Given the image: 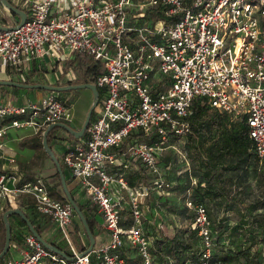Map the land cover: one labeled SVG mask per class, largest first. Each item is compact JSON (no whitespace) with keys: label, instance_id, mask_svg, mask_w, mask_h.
<instances>
[{"label":"built area","instance_id":"2783aa9c","mask_svg":"<svg viewBox=\"0 0 264 264\" xmlns=\"http://www.w3.org/2000/svg\"><path fill=\"white\" fill-rule=\"evenodd\" d=\"M8 1L24 11L27 20L16 27L20 17L0 1L2 68L10 65L24 77L41 61L61 63L75 52H85L105 69L95 84L105 97L87 134L63 163L80 191L98 207L96 217L110 242L80 252L69 236L73 205L52 195L44 177L22 183L18 159L6 144L12 130L43 136L56 123L72 127L74 104L53 94L26 103L0 101V209H16L20 197L29 196L35 210L52 219L70 249L64 257L24 226L10 243V250L21 252L20 258L4 264H128L121 251L127 247L137 250L142 264H160L162 255L152 250L165 226L159 220L148 221L145 209L154 191L165 193L170 187L158 155L172 150L187 160L182 147L191 133L194 101L205 99L233 121L245 119L255 151L264 159V0ZM150 10L162 16L148 19ZM61 73H55L56 81ZM74 77L69 72L65 80ZM133 133L137 136L130 139ZM127 140V150L120 153ZM127 155L154 175L151 184L129 185L120 170L128 167L123 165ZM189 194L190 190L185 205L196 214L190 229L200 238L198 264H228L213 260L208 210ZM124 214L129 226L122 225ZM82 233L86 234L84 226ZM167 263L175 264L171 258Z\"/></svg>","mask_w":264,"mask_h":264},{"label":"trees","instance_id":"16d2710c","mask_svg":"<svg viewBox=\"0 0 264 264\" xmlns=\"http://www.w3.org/2000/svg\"><path fill=\"white\" fill-rule=\"evenodd\" d=\"M162 15L156 10L148 12V19H158ZM179 17H175L178 19ZM59 62L54 64V70H57ZM47 68L34 66L26 70L24 78L22 71H15L10 65L6 66V74L8 80L20 82L24 84H50L45 79ZM62 77L72 72L74 79L71 81H57L53 85L67 86L78 84H96L97 78L104 74L105 69L103 65L96 61L91 55L85 52H75L71 57L61 66ZM7 88L11 86H0V88ZM21 91L22 88L12 87ZM99 93L98 104L104 99V90L97 87ZM27 91L35 92L41 91L46 94H53L66 104L73 103L71 99L66 98L64 92H53L41 89H26ZM19 102V100H14ZM93 120V115L91 121ZM191 123V133L185 138V144L182 147L188 158L193 161L192 171L193 178H196L194 185L189 184L187 187H182L180 192L185 194L181 204L172 206L169 209L170 213L183 216L187 221V227L183 235H173L171 237L160 234L155 240L152 251L162 255L160 264H168V258L174 260L175 264H187L189 261L198 264L196 258V251L200 249V238L197 233L190 229V224L195 221V211L189 209L185 205V200L188 196L195 204H203L208 210V216L211 221L210 233L214 243V247L221 243V240L228 233V237L234 241V248H228L220 255L212 254L213 260H222L228 264H264V199L256 202L247 203L244 198L234 192V188L230 183L227 175L239 174L246 175L251 166L261 161L255 151V145L250 138L249 127L245 119L233 121L227 113L218 112L211 108L205 99H197L193 103L192 114L189 117ZM80 125L79 130L82 128ZM57 130V131H56ZM64 130V132H62ZM87 134V131L85 135ZM84 135V136H85ZM137 136L136 133L131 134L132 137ZM63 128L56 127L51 130L47 137L49 148L54 152L57 161L61 164L64 171L67 185L70 183L67 177V171L63 164L64 156L71 151L80 141ZM129 140L125 142L120 153L125 152L128 148ZM21 145L36 151V155L42 153L50 157L44 148L43 136H35L32 138H25ZM58 145L62 148L57 149ZM264 160V159H263ZM54 162V161H53ZM130 163L131 166L124 171V175L131 187L138 184H151L153 175L147 168L134 162L130 155L125 157V163ZM56 171L53 175L58 180V185L62 186L61 177L57 166L54 162ZM122 167L120 170L122 171ZM114 167L113 172L117 171ZM175 176V174H173ZM155 178V177H154ZM33 179L32 176L26 175L23 182ZM174 187V186H173ZM172 187V188H173ZM174 189H180L175 186ZM49 191L58 199L66 200V194H58L56 186H49ZM71 195L77 202L79 208L83 212L87 223L96 239L102 232L103 228L96 220L98 207L94 205L88 198L84 203L74 197L72 191ZM219 213L221 215L219 216ZM76 214V212H75ZM25 215L35 228L37 234L43 235L52 228L53 221L47 216L40 214L42 220L36 222L35 218H31L27 212ZM125 215V214H124ZM128 216V213L126 214ZM16 218L21 226H27L25 221L18 215L11 216ZM11 217L9 222L11 224ZM231 220H236L235 225H229ZM122 225H125L122 222ZM0 227L2 229L3 239L0 241V252L3 250L6 240V227L4 220L1 219ZM18 235V233H16ZM13 239L12 224H11V241ZM56 246L54 243H51ZM90 246V241L87 246L81 245L78 250L86 252ZM213 247V249H214ZM130 247L122 248L121 251L127 257L128 264H142L143 258L137 252L134 258L129 257ZM0 264H4L2 258Z\"/></svg>","mask_w":264,"mask_h":264},{"label":"rangeland","instance_id":"374dc122","mask_svg":"<svg viewBox=\"0 0 264 264\" xmlns=\"http://www.w3.org/2000/svg\"><path fill=\"white\" fill-rule=\"evenodd\" d=\"M9 15V14H8ZM0 21L3 22L4 18L2 12H0ZM7 20H11V18L8 16L6 18ZM11 23V21H9ZM66 62V61H65ZM64 65V62L60 63V66ZM46 70H48V74L50 71H52L54 65L50 64L48 65ZM2 66L0 63V78L8 79L7 74L2 71ZM2 72L4 73V76L2 77ZM58 72V71H57ZM54 73V72H53ZM24 72V77H25ZM58 74V73H57ZM53 77L48 76L49 79H47V76H45V79L48 83L54 84L55 83V73L52 74ZM21 77V78H24ZM2 90V94L0 96V100L7 99V100H19V102H31L33 101V97H37V95H46V93H43L41 91L31 92L27 91L26 89H21V91L16 90L12 87H5L0 88ZM64 96L66 98H69L72 100L74 104V115L76 120V127L79 130L80 125L84 123L87 114L90 110V108L93 106L94 102L96 101V96L90 89H75V90H69L64 92ZM72 125V124H71ZM73 126V125H72ZM57 131V130H56ZM64 132V130H62ZM25 138H31L27 136H23V134L17 136H13L9 142L8 145L13 150V153L15 155H19V159H21V162H19L20 168L22 167L23 171L28 176L33 175H40L44 174V178L46 181H49L48 171L50 169L51 174H53L56 170L55 166L53 165V161L49 159L48 156H45L42 151L38 155H35V151L31 150L29 148L23 147L21 145V141ZM57 149L60 150L59 146ZM133 159V158H131ZM159 163L167 172V175H165V180H167L170 184V187L168 188V191L165 193H162L160 191H154V194L151 198L147 201L148 208L145 209L147 220L151 222V220H159L164 223L165 229L161 232L165 236L171 237L173 235H183L184 230L186 229V225L188 224L186 219L178 214H173L169 212V209L175 205L181 204L185 194L180 192L182 187H187L189 184H193L194 176H192V166L193 161L188 158L187 160H184L183 156H181L179 153H176L172 150H168L163 154L158 155ZM134 162H137L133 160ZM139 162V161H138ZM64 164V163H63ZM128 167L123 166L122 171L127 170L130 168L131 164L127 163ZM141 164V163H140ZM107 163L105 164V166ZM65 166V165H64ZM106 168H108L106 166ZM175 174V176L173 175ZM154 176V175H153ZM227 177L230 179V183L234 188V192L244 198L247 203L250 202H256L258 200L264 199V160L259 161L258 163L251 166L248 170V173L246 175H240L239 174H233V175H227ZM155 178L153 177V180ZM153 180H151L149 183H151ZM75 185L80 187L77 182ZM175 186H178L180 189H174ZM173 187V188H172ZM68 189L70 190V187L68 186ZM61 191V189H59ZM84 192V191H82ZM75 194V192L73 193ZM78 198L80 199V195H78ZM77 199V198H76ZM78 200V199H77ZM19 204V203H18ZM17 204V205H18ZM7 210H1L0 209V222L3 218V215L5 214ZM4 212V213H3ZM221 213H219V216ZM123 223L125 225L130 224L127 216L125 215ZM237 222L236 220H231L228 224L229 225H235ZM81 224L83 225L81 219L77 215V213L74 215V219L72 224L69 226V236L72 239L74 245L76 248H79L81 245L87 246V243L89 242L88 235H84L81 231ZM80 227V230L78 229ZM152 227V226H150ZM226 233L225 237L221 240V243L216 245L213 249V252L215 255H220L221 252H225L228 248H234V241L230 239ZM106 236V244H109L110 242V234L107 233ZM3 235H2V229L0 227V241H2ZM100 238H98L95 247L101 246ZM57 246L63 249L66 252H69V246L68 243L61 235L59 241L57 242ZM264 248V247H263ZM129 257L134 258L137 255V252L135 248H133L129 252ZM7 256H4L2 258V261H5Z\"/></svg>","mask_w":264,"mask_h":264},{"label":"water","instance_id":"95a60500","mask_svg":"<svg viewBox=\"0 0 264 264\" xmlns=\"http://www.w3.org/2000/svg\"><path fill=\"white\" fill-rule=\"evenodd\" d=\"M0 1L13 14L20 17V22L16 27H21L25 23V21L27 20V14L24 11L17 8L16 6H14L13 4H11L8 0H0ZM1 28L2 27L0 26V29ZM0 86H11V87H17V88H22V89H41V90H47V91H53V92H65V91L75 90V89H90L94 93V95L96 96V101L94 102L93 106L90 108V110L87 114V117L83 123V126L80 130H75L65 123H56V124L51 125L44 132V135H43L44 148L57 166L66 197H67L68 201L73 205L74 210L77 213V215L79 216V218L81 219L83 226L85 228L86 234L88 235V238L90 241V246L85 253L90 252L96 244V239H95V237H94V235H93V233H92V231H91V229L87 223V220H86L83 212L79 208L77 202L74 200V198L71 195L70 190L68 189V185L66 183L64 171L61 167V164L57 161V158H56L54 152L49 148L48 142H47V137H48L49 132L56 127L65 129L67 132H69L70 134L74 135L77 138H82L85 135V133H86V131L90 125L92 115L98 106L99 93H98L97 86L94 84H78V85H67V86H58V85H53V84H24V83L10 81V80H6V79H0ZM12 215H18L19 217H21L25 221V223L28 225L31 232L35 234V236L38 238V240L40 242H42L43 245H45L47 248L55 251L56 253H58L64 257H68L64 251H62L58 247L54 246L53 244L47 242L42 236H40L39 234L36 233L34 226L32 225V223L30 222L28 217L25 215V213L21 209H10V210L6 211L5 214L3 215V220L5 223V227H6V240H5V245H4L3 250L0 252V259L3 258L4 256H6V254L10 250L11 224L9 222V217Z\"/></svg>","mask_w":264,"mask_h":264},{"label":"crops","instance_id":"0c3cea01","mask_svg":"<svg viewBox=\"0 0 264 264\" xmlns=\"http://www.w3.org/2000/svg\"><path fill=\"white\" fill-rule=\"evenodd\" d=\"M55 64V63H54ZM54 64H52V65H54ZM48 65H50V64H45V63H43L42 61L39 63V64H35V67H45V68H47V67H49ZM3 70V72H5L6 73V68H2ZM61 70V68H60V63H59V66H58V69L57 70H54V67H53V69H52V71H50V73L48 74L47 72H48V70H47V72L45 73V76H47V79H49V77L48 76H51V77H53L52 76V74H54V73H56L57 71H60ZM2 72V77L4 76V73ZM54 72V73H53ZM1 74V73H0ZM7 78H8V76H7ZM0 79H3V78H0ZM8 80V79H7ZM61 80L62 81H66L65 80V76H64V78L61 76V78L58 80L59 82H61ZM57 81H56V79H55V83H56ZM1 94H2V90H0V96H1ZM43 96L44 95H37V97H33L32 98V100L33 101H35V100H39V99H41V98H43ZM7 99H3V100H0V101H6ZM74 117H75V115H74ZM76 120H74V123H73V126H72V128L73 129H75V130H78L77 129V127H76ZM21 134H23V136H27V137H35L34 135H33V133H32V131H30V130H12L9 134H8V136H7V138H6V144H7V146H8V148L10 149V151L13 153V150L10 148V146L8 145V142H9V140L15 135V136H19V135H21ZM22 142V141H21ZM59 146V148L61 149L62 148V145H58ZM57 146V147H58ZM26 148H28V147H26ZM29 149H31V148H29ZM31 150H34V149H31ZM35 151V150H34ZM35 155H36V151H35ZM16 157H17V159H18V166H19V171L23 174V178L27 175L26 173H25V171H23L22 169V167H24V166H22L21 164V168H20V165H19V162H21V159H19V155L17 156L16 155ZM49 159H51V161H53L52 160V158L51 157H49ZM53 165H54V162H53ZM65 169H66V171H67V177L69 178V184H68V186L70 187V191H72V193H74L75 192V194H73L74 195V197L75 198H77L78 199V201H79V203H84L86 200H87V196H86V194H85V192H82V191H80V189H78V187L75 185V181L73 180V178L70 176V174H69V172H68V170H67V168L65 167ZM56 171V170H55ZM49 173H48V176H49V181H46L45 180V182H46V184L48 185V186H56V192L58 193V194H62V193H65L64 192V189H63V186H59L58 185V180L56 179V178H54L53 177V175H54V173L53 174H51V171H50V169H49V171H48ZM35 176H37V175H33L32 177L34 178ZM38 176H41V177H45L44 176V174H40V175H38ZM45 179V178H44ZM59 189H61V191H59ZM78 195H80V199L78 198ZM16 209H21L24 213L25 212H27L28 213V215L31 217V218H35V220H36V222L38 223V222H40V220H42V218L40 217V216H38L39 215V213L35 210V208H34V205H33V202H32V200H31V198L29 197V196H21L20 197V200H19V204H18V206H17V208ZM8 211V210H7ZM4 213V212H3ZM12 216H14V215H12ZM11 217V216H10ZM9 217V218H10ZM3 219V218H2ZM96 220L98 221V223L101 225V223L99 222L100 221V217L98 216V217H96ZM11 224H12V232H13V237H14V235H16V233H18V234H20V228L21 227H23V226H21L20 224H19V222H18V220L16 219V218H12L11 217ZM27 225V224H26ZM27 228H29L28 227V225L26 226ZM101 227H102V225H101ZM82 228H83V225L81 224V231H82ZM103 228V227H102ZM30 229V228H29ZM78 229L80 230V227H78ZM107 233H108V231L107 230H105L104 228H103V230H102V232L96 237V242H97V240H98V238H100V243L103 245V244H105L106 243V236L105 235H107ZM86 235V234H85ZM60 237H61V234H60V232L58 231V229H57V227L55 226V224L53 223V226H52V228L50 229V230H48L44 235H43V238L47 241V242H49V243H54L55 245H56V247H58L57 246V242L59 241V239H60ZM20 248H22V246L20 247ZM59 249H61L60 247H58ZM78 249V248H77ZM62 251H64L63 249H61ZM66 254H68L69 252H66V251H64ZM6 256H7V258L5 259V261H4V263L8 260V259H11V258H13V259H17V258H20V256H21V252L19 251V250H17V249H13V248H11V250L10 251H8V253L6 254Z\"/></svg>","mask_w":264,"mask_h":264}]
</instances>
